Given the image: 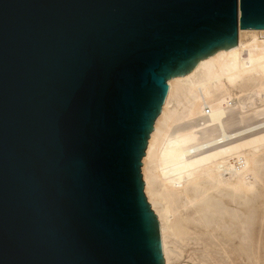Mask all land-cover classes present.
<instances>
[{
    "label": "water",
    "instance_id": "water-1",
    "mask_svg": "<svg viewBox=\"0 0 264 264\" xmlns=\"http://www.w3.org/2000/svg\"><path fill=\"white\" fill-rule=\"evenodd\" d=\"M238 28L264 0H0V264H165L141 161Z\"/></svg>",
    "mask_w": 264,
    "mask_h": 264
},
{
    "label": "bare ground",
    "instance_id": "bare-ground-1",
    "mask_svg": "<svg viewBox=\"0 0 264 264\" xmlns=\"http://www.w3.org/2000/svg\"><path fill=\"white\" fill-rule=\"evenodd\" d=\"M238 32L236 47L201 60L182 78L168 80V93L141 161L166 264L173 254L172 220L181 209L196 207L193 213L208 221L205 231L236 239L244 223L237 213L226 212L221 196L236 204L253 195L262 182L264 30ZM181 92L186 112L173 121L168 105ZM176 197L183 202L177 205Z\"/></svg>",
    "mask_w": 264,
    "mask_h": 264
},
{
    "label": "rangeland",
    "instance_id": "rangeland-1",
    "mask_svg": "<svg viewBox=\"0 0 264 264\" xmlns=\"http://www.w3.org/2000/svg\"><path fill=\"white\" fill-rule=\"evenodd\" d=\"M186 107L185 93L181 92L170 100L168 116L176 121L185 114ZM261 160L263 163L260 165L259 173L262 182L257 185L253 195L241 200L237 199L236 204H233L227 195L221 196L226 212L237 213L238 219L244 223V230L238 234V237L225 239L218 233L211 235L205 231L208 221L193 213L196 212V207H188L184 211L181 209L182 213L171 219L174 221L175 236L169 238L170 250L174 254L170 256V264H264V153L261 155ZM143 192L152 210L145 193V183ZM175 201L179 205L183 202V198L176 197ZM153 213L155 214L154 211ZM163 258L166 264L164 252Z\"/></svg>",
    "mask_w": 264,
    "mask_h": 264
}]
</instances>
